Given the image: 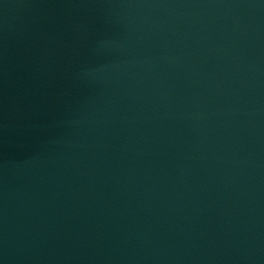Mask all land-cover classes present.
<instances>
[{"label":"water","instance_id":"obj_1","mask_svg":"<svg viewBox=\"0 0 264 264\" xmlns=\"http://www.w3.org/2000/svg\"><path fill=\"white\" fill-rule=\"evenodd\" d=\"M0 264H264V0H0Z\"/></svg>","mask_w":264,"mask_h":264}]
</instances>
